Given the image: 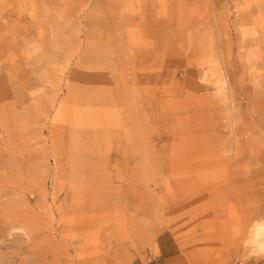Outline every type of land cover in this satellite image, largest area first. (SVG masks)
<instances>
[{
	"label": "rangeland",
	"instance_id": "374dc122",
	"mask_svg": "<svg viewBox=\"0 0 264 264\" xmlns=\"http://www.w3.org/2000/svg\"><path fill=\"white\" fill-rule=\"evenodd\" d=\"M162 232L264 264V0H0V264H150Z\"/></svg>",
	"mask_w": 264,
	"mask_h": 264
},
{
	"label": "crops",
	"instance_id": "0c3cea01",
	"mask_svg": "<svg viewBox=\"0 0 264 264\" xmlns=\"http://www.w3.org/2000/svg\"><path fill=\"white\" fill-rule=\"evenodd\" d=\"M88 80V79H87ZM71 85L75 88L86 90L87 92L96 91L99 94L114 93L117 85L114 84L110 74L101 72L96 75L94 80L75 82L72 79ZM150 264H187V257L183 253L180 244L173 236H166L165 232L160 233L152 244L150 255L147 256Z\"/></svg>",
	"mask_w": 264,
	"mask_h": 264
}]
</instances>
